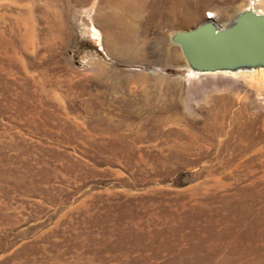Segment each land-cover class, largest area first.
Masks as SVG:
<instances>
[{"label":"rangeland","instance_id":"1","mask_svg":"<svg viewBox=\"0 0 264 264\" xmlns=\"http://www.w3.org/2000/svg\"><path fill=\"white\" fill-rule=\"evenodd\" d=\"M126 1L0 0V264H264V70L171 42L264 0Z\"/></svg>","mask_w":264,"mask_h":264},{"label":"water","instance_id":"2","mask_svg":"<svg viewBox=\"0 0 264 264\" xmlns=\"http://www.w3.org/2000/svg\"><path fill=\"white\" fill-rule=\"evenodd\" d=\"M195 74L264 70V14L245 10L226 27L206 19L171 37Z\"/></svg>","mask_w":264,"mask_h":264},{"label":"bare ground","instance_id":"3","mask_svg":"<svg viewBox=\"0 0 264 264\" xmlns=\"http://www.w3.org/2000/svg\"><path fill=\"white\" fill-rule=\"evenodd\" d=\"M184 1L181 0V8L179 7V5H168L166 6L164 13L163 11L158 12V16H160L162 18V16L164 15H169V14H175L178 11H184ZM108 3L111 5V8L114 9L112 11H108L109 14H107L108 17H106L107 20H105L107 24L106 28L108 29V34L111 36L110 39L108 40L109 44L111 45V47H113V45H116L113 42L118 43L119 41L123 40L124 43H126L127 48H131L134 46V41L136 40V35H137V30L135 25H129V24H125L122 25L121 28V35H117L115 33V30L117 29V24H116V20H122L124 17H127L128 15H136L139 16L140 14H142L143 12V7H139V8H133L129 2H127L126 0H108ZM249 8H252L251 10H253L254 12L258 13H262L261 10H258L256 7H254V3H252V5H249ZM116 10H118L119 12H116ZM153 14V8H152V12ZM264 14V13H263ZM215 15L214 14H209L206 19H210V20H215ZM110 32V33H109ZM112 32H114L113 35ZM134 35H135V40L134 39Z\"/></svg>","mask_w":264,"mask_h":264}]
</instances>
